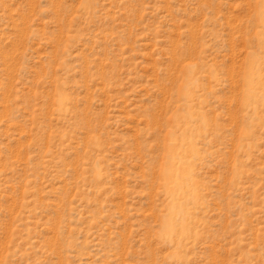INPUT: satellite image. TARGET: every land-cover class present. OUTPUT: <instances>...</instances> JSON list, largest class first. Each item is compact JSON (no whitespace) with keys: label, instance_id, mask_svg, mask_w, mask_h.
<instances>
[{"label":"rangeland","instance_id":"rangeland-1","mask_svg":"<svg viewBox=\"0 0 264 264\" xmlns=\"http://www.w3.org/2000/svg\"><path fill=\"white\" fill-rule=\"evenodd\" d=\"M0 264H264V0H0Z\"/></svg>","mask_w":264,"mask_h":264},{"label":"bare ground","instance_id":"bare-ground-1","mask_svg":"<svg viewBox=\"0 0 264 264\" xmlns=\"http://www.w3.org/2000/svg\"><path fill=\"white\" fill-rule=\"evenodd\" d=\"M166 180H167V182L170 180V175H169V173H167Z\"/></svg>","mask_w":264,"mask_h":264}]
</instances>
